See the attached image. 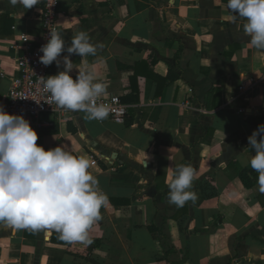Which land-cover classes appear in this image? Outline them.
I'll use <instances>...</instances> for the list:
<instances>
[{"label":"crops","instance_id":"0c3cea01","mask_svg":"<svg viewBox=\"0 0 264 264\" xmlns=\"http://www.w3.org/2000/svg\"><path fill=\"white\" fill-rule=\"evenodd\" d=\"M226 4L60 0L66 46L79 31L103 45L94 56L71 55L70 75L94 71L128 116L98 122L58 107L30 125L45 150L93 161L109 203L87 246L0 222V264H264V191L248 142L264 124V50ZM42 9L43 0L28 10L0 0V105L18 75L20 35L36 44ZM63 70L53 62L48 76ZM181 164L194 170L196 200L177 207L168 173Z\"/></svg>","mask_w":264,"mask_h":264},{"label":"clouds","instance_id":"9594fccd","mask_svg":"<svg viewBox=\"0 0 264 264\" xmlns=\"http://www.w3.org/2000/svg\"><path fill=\"white\" fill-rule=\"evenodd\" d=\"M8 3L28 10L40 0ZM226 8L235 19L246 21L248 42L264 50V0H227ZM98 47L103 45L93 44L87 31L77 32L69 46L58 31H50L47 43L40 48L43 55L39 60L45 66L55 62L59 67L63 63L64 70L41 76L38 91L50 94L61 109L84 112L89 120H106L111 109L98 100L107 93V84L91 70L78 72L75 79L70 75L73 62L69 57L94 56ZM64 52L68 55L62 56ZM37 140V132L23 115L9 114L0 105V222L14 230L54 231L69 243L90 245L91 231L102 219L101 209L109 203L90 172L94 162L62 146L45 150ZM248 142L255 152L249 164L264 191V124L252 132ZM194 179L191 166H174L168 173V202L177 207L195 202L196 194L191 191Z\"/></svg>","mask_w":264,"mask_h":264},{"label":"built area","instance_id":"2783aa9c","mask_svg":"<svg viewBox=\"0 0 264 264\" xmlns=\"http://www.w3.org/2000/svg\"><path fill=\"white\" fill-rule=\"evenodd\" d=\"M59 5L60 0H43L40 33L36 44L29 41L27 34L20 35L24 46L23 53L15 59L18 75L12 81L7 102L2 104L7 113L23 115L30 124L38 122L42 115L58 110L50 94L38 89L41 87L39 85L41 76L48 77L51 68V65L45 66L40 62L39 57L43 55L40 48L47 43L50 31H58ZM243 90L244 85L240 87V91ZM98 103L110 107L111 112L107 119L116 122H125L127 119L128 108L118 96L105 94L99 98Z\"/></svg>","mask_w":264,"mask_h":264},{"label":"trees","instance_id":"16d2710c","mask_svg":"<svg viewBox=\"0 0 264 264\" xmlns=\"http://www.w3.org/2000/svg\"><path fill=\"white\" fill-rule=\"evenodd\" d=\"M242 180L246 186L249 185L248 180L245 176L242 178ZM152 230H154V228H152Z\"/></svg>","mask_w":264,"mask_h":264}]
</instances>
